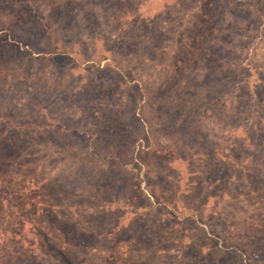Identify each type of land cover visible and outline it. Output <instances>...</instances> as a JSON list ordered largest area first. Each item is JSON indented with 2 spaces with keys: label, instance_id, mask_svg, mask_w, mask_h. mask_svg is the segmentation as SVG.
I'll use <instances>...</instances> for the list:
<instances>
[{
  "label": "rangeland",
  "instance_id": "rangeland-1",
  "mask_svg": "<svg viewBox=\"0 0 264 264\" xmlns=\"http://www.w3.org/2000/svg\"><path fill=\"white\" fill-rule=\"evenodd\" d=\"M0 189L12 264H264V0H0Z\"/></svg>",
  "mask_w": 264,
  "mask_h": 264
},
{
  "label": "trees",
  "instance_id": "trees-1",
  "mask_svg": "<svg viewBox=\"0 0 264 264\" xmlns=\"http://www.w3.org/2000/svg\"><path fill=\"white\" fill-rule=\"evenodd\" d=\"M203 26V29H205V31L208 30V24L206 22H204L202 24ZM216 28V27H215ZM201 29V28H200ZM202 29V30H203ZM201 32V31H200ZM198 38V31H197V34L195 36V40ZM210 44H212V47H206L204 52H205V57H204V60H205V67H206V71H207V74H206V71H205V84H204V88L207 90L208 93H210L211 91V88L207 85L208 84V81H210V79L212 78L213 74H215V72L218 70L220 72L221 75H224V71L227 67V62L228 59H229V56H227V54L225 55V51H221L219 49H217L216 51V46H218L220 48V46H222L224 43L222 42V40H212L209 42ZM223 43V44H222ZM231 46H232V51H235L236 49V46L235 45H243L244 42H243V39L241 38L239 41H232L229 43ZM229 48V47H228ZM224 52V53H223ZM227 52V51H226ZM238 68H236V72L235 74L236 75H239V74H242L241 77H243L244 73L241 71H239V69L241 68L239 66V64L237 65ZM237 81H234L232 82L233 84L232 85H228V84H223V82L221 84H218L219 85V88H220V92L218 93H215L214 96H215V99L217 100V102H219L222 106H224V108H226V110H229L230 112H234L232 110V105L229 103L230 100L228 99L230 96H233L236 94V92L238 93L239 92V87L238 84L240 85L241 83H243V81H245V77L244 78H241ZM226 78L228 79V77L226 76ZM227 81V80H226ZM190 85H194V86H199L200 87V84H198V82L194 79V75L192 73V83H190ZM141 91V90H140ZM255 105V104H254ZM231 112V113H232ZM234 114V113H233ZM6 122V125L8 127H14V125L12 124V121H5ZM243 122L239 121V124H242ZM244 125V124H242ZM74 156H77V154H73ZM69 157H73L72 155H69ZM20 171V169H19ZM22 171V170H21ZM36 172H38V170L36 169ZM15 175H17L15 173ZM3 195L4 193L2 192V190L0 189V197L3 198ZM3 255L2 257H0V264H12V255H11V252L8 251V250H5V253L1 254Z\"/></svg>",
  "mask_w": 264,
  "mask_h": 264
}]
</instances>
